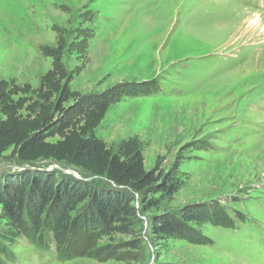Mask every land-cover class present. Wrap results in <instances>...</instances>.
Instances as JSON below:
<instances>
[{"label":"rangeland","instance_id":"rangeland-1","mask_svg":"<svg viewBox=\"0 0 264 264\" xmlns=\"http://www.w3.org/2000/svg\"><path fill=\"white\" fill-rule=\"evenodd\" d=\"M59 41L73 93L127 85L97 137L114 147L137 136L145 169L178 190L130 233L69 236L59 255L20 236L0 241V264H264V0H0L1 78L37 88ZM23 169L96 181L1 154L0 175ZM198 202L216 204L219 221L188 239L152 233L153 215Z\"/></svg>","mask_w":264,"mask_h":264},{"label":"trees","instance_id":"trees-1","mask_svg":"<svg viewBox=\"0 0 264 264\" xmlns=\"http://www.w3.org/2000/svg\"><path fill=\"white\" fill-rule=\"evenodd\" d=\"M64 50L61 41L45 49L52 66L35 89L0 77V156L10 149L20 162H61L96 179L93 183L29 169L0 175V221L8 227L0 241L11 244L24 236L37 249H54L58 255L69 236L130 233L140 212L178 190L163 172L145 169L144 143L137 136L114 147L97 137L96 128L127 85L102 93H73L62 61ZM151 84L142 82L139 91L144 93L149 86L151 92ZM102 179L107 184L98 186ZM218 215L216 204L191 203L153 215L150 229L155 235L188 239L202 224L218 222ZM8 256L6 260L12 261Z\"/></svg>","mask_w":264,"mask_h":264}]
</instances>
